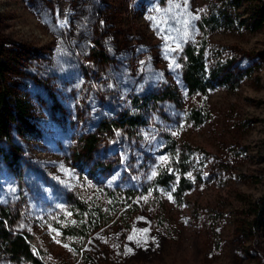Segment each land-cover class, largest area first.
Wrapping results in <instances>:
<instances>
[{
    "label": "rangeland",
    "instance_id": "obj_1",
    "mask_svg": "<svg viewBox=\"0 0 264 264\" xmlns=\"http://www.w3.org/2000/svg\"><path fill=\"white\" fill-rule=\"evenodd\" d=\"M215 3L0 0L6 86L30 124L0 143V209L46 264H264V29L202 30ZM204 45L253 73L190 94L184 51Z\"/></svg>",
    "mask_w": 264,
    "mask_h": 264
},
{
    "label": "trees",
    "instance_id": "obj_2",
    "mask_svg": "<svg viewBox=\"0 0 264 264\" xmlns=\"http://www.w3.org/2000/svg\"><path fill=\"white\" fill-rule=\"evenodd\" d=\"M215 2L212 12L201 22L202 30L206 32L231 31L235 27L241 30L242 26L247 27L251 32H259L264 29V0H215ZM243 4L246 7L242 13H239ZM184 56L182 78L192 95L205 96L218 88L235 91L242 81L253 73L251 66H242V60L237 61V58L222 59L220 58L221 53H216L212 64L205 45L200 48L189 46L184 51ZM9 70V62L5 60L4 52L0 50V143L11 142V123L18 122L20 129L23 126L30 127L27 110L22 102L16 100L12 103L10 100V89L6 86ZM192 119L196 124L203 121L200 112H194ZM111 124L117 126V123ZM128 124L134 128L139 124V121L136 118H130ZM106 125L104 124L103 129ZM88 142L91 148L95 147V138ZM4 158L7 159L8 156L4 154ZM180 162V167H186L185 160ZM176 182L177 180L170 170L163 171L156 179V184L163 188H169ZM191 188L190 181L182 177L177 183L176 194L179 196ZM261 210L264 212V206L261 207ZM10 218L8 210L0 209L1 254L18 264H46L27 236L10 231ZM98 221V218L91 221L93 229L99 228Z\"/></svg>",
    "mask_w": 264,
    "mask_h": 264
}]
</instances>
